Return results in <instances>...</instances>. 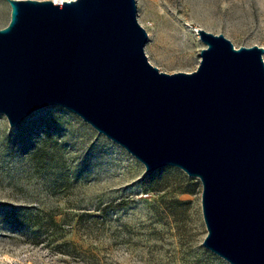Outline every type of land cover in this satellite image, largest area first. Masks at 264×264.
Wrapping results in <instances>:
<instances>
[{
    "label": "water",
    "instance_id": "1",
    "mask_svg": "<svg viewBox=\"0 0 264 264\" xmlns=\"http://www.w3.org/2000/svg\"><path fill=\"white\" fill-rule=\"evenodd\" d=\"M0 113L17 125L63 105L147 171L174 164L203 183V243L231 264H264V47L206 43L192 71L153 64L138 0H8Z\"/></svg>",
    "mask_w": 264,
    "mask_h": 264
},
{
    "label": "rangeland",
    "instance_id": "2",
    "mask_svg": "<svg viewBox=\"0 0 264 264\" xmlns=\"http://www.w3.org/2000/svg\"><path fill=\"white\" fill-rule=\"evenodd\" d=\"M11 9L0 0V28ZM138 19L150 61L168 72L198 67V27L264 47V0H138ZM202 194L200 177L147 171L63 105L17 125L0 113V264H231L203 243Z\"/></svg>",
    "mask_w": 264,
    "mask_h": 264
},
{
    "label": "trees",
    "instance_id": "3",
    "mask_svg": "<svg viewBox=\"0 0 264 264\" xmlns=\"http://www.w3.org/2000/svg\"><path fill=\"white\" fill-rule=\"evenodd\" d=\"M51 220L54 222V223H57V220L54 216H51Z\"/></svg>",
    "mask_w": 264,
    "mask_h": 264
},
{
    "label": "bare ground",
    "instance_id": "4",
    "mask_svg": "<svg viewBox=\"0 0 264 264\" xmlns=\"http://www.w3.org/2000/svg\"><path fill=\"white\" fill-rule=\"evenodd\" d=\"M56 2H62V1H66V0H55Z\"/></svg>",
    "mask_w": 264,
    "mask_h": 264
}]
</instances>
